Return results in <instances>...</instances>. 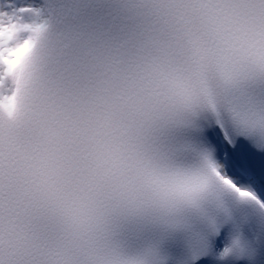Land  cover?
<instances>
[{"label":"snow or ice","instance_id":"1","mask_svg":"<svg viewBox=\"0 0 264 264\" xmlns=\"http://www.w3.org/2000/svg\"><path fill=\"white\" fill-rule=\"evenodd\" d=\"M0 264H264V0H0Z\"/></svg>","mask_w":264,"mask_h":264}]
</instances>
